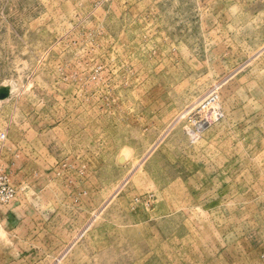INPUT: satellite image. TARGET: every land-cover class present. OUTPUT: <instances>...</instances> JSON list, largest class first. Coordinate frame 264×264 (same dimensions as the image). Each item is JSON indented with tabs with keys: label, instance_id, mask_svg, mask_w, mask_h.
Instances as JSON below:
<instances>
[{
	"label": "rangeland",
	"instance_id": "obj_1",
	"mask_svg": "<svg viewBox=\"0 0 264 264\" xmlns=\"http://www.w3.org/2000/svg\"><path fill=\"white\" fill-rule=\"evenodd\" d=\"M3 93L0 264H264V0H0Z\"/></svg>",
	"mask_w": 264,
	"mask_h": 264
},
{
	"label": "built area",
	"instance_id": "obj_2",
	"mask_svg": "<svg viewBox=\"0 0 264 264\" xmlns=\"http://www.w3.org/2000/svg\"><path fill=\"white\" fill-rule=\"evenodd\" d=\"M211 119L201 120L198 124V129H202L205 125L209 123ZM15 197L14 189L8 185L5 180L0 176V207L7 205Z\"/></svg>",
	"mask_w": 264,
	"mask_h": 264
},
{
	"label": "water",
	"instance_id": "obj_3",
	"mask_svg": "<svg viewBox=\"0 0 264 264\" xmlns=\"http://www.w3.org/2000/svg\"><path fill=\"white\" fill-rule=\"evenodd\" d=\"M5 96V94L3 93V94H0V98H3Z\"/></svg>",
	"mask_w": 264,
	"mask_h": 264
}]
</instances>
